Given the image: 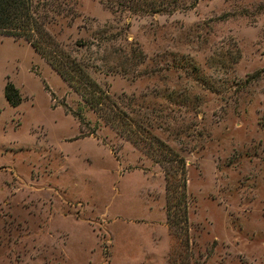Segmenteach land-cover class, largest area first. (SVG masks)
I'll use <instances>...</instances> for the list:
<instances>
[{"label":"rangeland","instance_id":"obj_1","mask_svg":"<svg viewBox=\"0 0 264 264\" xmlns=\"http://www.w3.org/2000/svg\"><path fill=\"white\" fill-rule=\"evenodd\" d=\"M34 2L0 34V264H264V0Z\"/></svg>","mask_w":264,"mask_h":264},{"label":"trees","instance_id":"obj_2","mask_svg":"<svg viewBox=\"0 0 264 264\" xmlns=\"http://www.w3.org/2000/svg\"><path fill=\"white\" fill-rule=\"evenodd\" d=\"M38 4L34 2V0H0V34L10 35L13 37H25L29 39L35 31L39 33V35L44 32L43 22L45 18L40 21V14L38 10ZM48 36V35H47ZM44 36H41L40 40L30 39V43L36 48V50L42 54L46 60L58 71V73L62 76V78L67 82L70 86H75V74H72L74 71L81 72V66L77 64V62L71 58L69 63L70 71L64 66V64L57 59V56L53 55L49 50L46 44H54L53 40L51 42H46L43 39ZM51 38L48 36V39ZM46 43V44H44ZM94 90V89H93ZM4 96L7 102L11 106H17L22 98L18 91V89L11 82H7L4 86ZM102 97L92 95L90 100L87 98V101L90 102H98L102 104ZM166 190L168 191L170 187L173 190L175 187V179L176 175L169 174V171L166 172ZM168 217H170V213L168 212Z\"/></svg>","mask_w":264,"mask_h":264}]
</instances>
